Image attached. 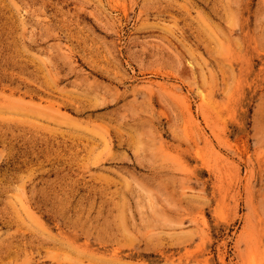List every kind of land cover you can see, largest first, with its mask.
<instances>
[{
    "label": "rangeland",
    "instance_id": "374dc122",
    "mask_svg": "<svg viewBox=\"0 0 264 264\" xmlns=\"http://www.w3.org/2000/svg\"><path fill=\"white\" fill-rule=\"evenodd\" d=\"M0 264H264V0H0Z\"/></svg>",
    "mask_w": 264,
    "mask_h": 264
}]
</instances>
